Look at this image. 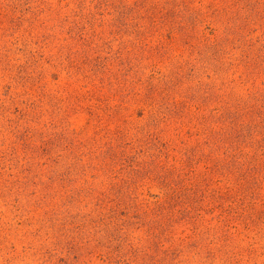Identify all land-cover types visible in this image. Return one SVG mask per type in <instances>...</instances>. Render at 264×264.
Segmentation results:
<instances>
[{"label": "rangeland", "instance_id": "374dc122", "mask_svg": "<svg viewBox=\"0 0 264 264\" xmlns=\"http://www.w3.org/2000/svg\"><path fill=\"white\" fill-rule=\"evenodd\" d=\"M0 264H264V0H0Z\"/></svg>", "mask_w": 264, "mask_h": 264}]
</instances>
